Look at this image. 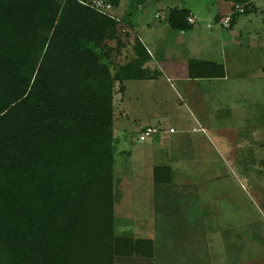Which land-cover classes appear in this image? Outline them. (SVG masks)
<instances>
[{"label": "trees", "instance_id": "16d2710c", "mask_svg": "<svg viewBox=\"0 0 264 264\" xmlns=\"http://www.w3.org/2000/svg\"><path fill=\"white\" fill-rule=\"evenodd\" d=\"M224 1L243 14L254 7ZM189 17L185 7L168 10L175 29L190 28ZM114 26L79 0H0V264L154 257L152 239L113 230L115 84L122 91L124 81L146 77L138 40L136 58L112 70L102 61L122 50ZM224 74L215 62L189 65L193 78ZM167 167L154 168L155 182Z\"/></svg>", "mask_w": 264, "mask_h": 264}, {"label": "rangeland", "instance_id": "374dc122", "mask_svg": "<svg viewBox=\"0 0 264 264\" xmlns=\"http://www.w3.org/2000/svg\"><path fill=\"white\" fill-rule=\"evenodd\" d=\"M256 1H259V4L256 3L257 6L264 7V0ZM104 2L110 4L104 14L115 20L114 29L110 34L120 35L124 42H128L126 34L133 37L129 50L137 46V40L140 41L141 27L147 22L159 23L154 19V13L158 12L166 17L169 8L183 6L197 8L199 13L204 15L206 9L211 7L209 6L211 0H121L119 3L104 0ZM231 10L236 8L231 7ZM247 15L254 16L251 12L247 14L240 12L239 17L245 19ZM253 18L255 25L260 24L264 30V11L261 16L258 14ZM164 20L166 19L162 21ZM81 40L84 45L93 47L87 37ZM14 43L19 44L18 39L13 40L11 44ZM107 44L113 48L115 41L109 39ZM175 49L178 50V46H175ZM124 52L123 50L120 53L112 52L109 59L104 58L102 61L109 64L112 70L124 63L128 56H132L127 52L126 57ZM233 81L231 78L227 83H222L224 86L222 89L227 91L235 87L233 91L235 99L229 102L239 105H230L228 112L231 114L198 116L205 132L193 129L200 126L191 120L194 127L191 126V162L188 164L191 166V202L189 212H186L188 223L180 220L181 211L176 214L171 205L170 208L166 206L162 208L163 210L153 211L151 193L135 197L132 193L130 198L126 195V187H131L126 182L140 188L148 183V180L142 182L141 174L147 170L153 158L151 151L147 147L145 149V144L149 140H138L136 130L140 123L134 122L133 119L124 122L128 125L125 126L121 138L124 142L132 144L126 148L124 143L116 144L113 148L114 234L145 238V235L150 234L149 229L154 226L164 232H159L155 239L156 258L115 256V264H264V156L249 154L253 150L251 147L253 141L259 138L264 142V81L256 82L251 77L237 79L236 83ZM126 84L129 91L135 83ZM154 87L165 96V99H157L159 108L155 110L162 112L168 105L174 106L171 99L172 89L166 84L165 79L155 81ZM115 95L114 103L119 106L123 99V90L120 91L119 83L115 84ZM133 105L137 106L136 103ZM175 115L176 112L171 111L165 116H154L152 123L155 117L172 122ZM144 118L142 123L148 125L150 122L148 116ZM122 121L123 119L118 118L116 126L123 128ZM245 125H248L251 131H246ZM227 147L231 149L227 151ZM159 155L162 156V153ZM177 197L173 202L181 206L179 201L183 200L179 194ZM169 209V212L164 211ZM184 228L191 231L189 243L183 240L186 236L178 239L174 236V231H183ZM147 230L149 232L146 233Z\"/></svg>", "mask_w": 264, "mask_h": 264}, {"label": "crops", "instance_id": "0c3cea01", "mask_svg": "<svg viewBox=\"0 0 264 264\" xmlns=\"http://www.w3.org/2000/svg\"><path fill=\"white\" fill-rule=\"evenodd\" d=\"M250 2L254 6L251 13L254 16L258 14L261 16L264 7L257 6L259 1L250 0ZM209 6H211L210 9L207 8L204 15H201L197 8L185 7L190 11V17L194 19L191 27L185 30L171 27L168 24V13L166 17L161 13H154V19L159 23L147 22L139 30V40L146 53L141 52L144 57L142 68L146 70V77L124 81L122 102L119 106L114 103L115 147L116 144L121 145V143H124V148L132 144L124 142L121 138L125 126L128 125L124 122H129L130 119L140 123L136 130L137 133L147 126L157 128V132L148 138L149 142L145 144V149L147 147L151 151L153 158L147 167V175L146 171L141 174L142 182L145 183V180H148V183L140 188V186L135 187L126 182L131 186L126 187V195L130 198L132 193L134 197L151 193L153 211L164 209L166 206L170 208L171 205L176 210V214L181 211L180 220L184 223H188L186 212H189L191 202V166L188 165L191 162V126H193L191 120L198 127L200 126L199 128L193 126V129L205 132L198 116L231 114L229 113L230 105L238 106L239 104L229 102L235 99L233 93L235 87L228 91L222 89L224 88L222 83H227L229 79L232 78L235 82L240 78L251 77L256 82L264 81V30L259 23L255 25L256 17L247 15L245 19H241L239 15L234 14L230 4L224 0H211ZM219 12L222 14L219 15ZM226 17L230 19L228 27L222 25ZM164 18L165 22L162 21ZM126 35L128 42H124L122 50L125 51L124 56L127 52H130L132 56H126L124 63L137 56L134 48L136 45L133 49L132 47L131 50L128 49L134 40L133 37L131 34ZM175 46H178V50ZM192 61H211L221 64L225 74L223 77L193 78L189 75V65ZM159 79H165L166 84L172 89L171 99L174 105H168L167 108H163L162 112L155 110L159 108L156 103L157 99H165V96L157 92L154 87L155 81L159 82ZM126 83L135 84L128 91ZM171 111L176 112L172 122H167L165 118L155 117L152 123L154 116H165ZM144 116H148L150 121L148 125L142 123ZM118 118L123 119V128L116 126ZM170 128H173V132L169 131ZM245 128L246 131H251L248 125H245ZM251 147L253 150L249 154L253 153L257 157L264 156V150H261L264 148V142L259 138L252 142ZM229 148L231 149L227 147L226 150L228 151ZM232 152L235 153V151ZM159 153H162V156ZM159 166H168L169 169L167 167L160 171L159 178L162 181L157 183L154 181L153 172L154 168ZM178 194L183 200L179 201L181 206L173 202ZM164 204L167 205L164 206ZM164 211L169 212L170 209ZM150 229V234L144 237L152 239L155 246L156 236L164 231L160 228L156 229V226ZM149 231L147 230L146 233ZM174 236L177 239L186 236L183 239L184 242L191 241L189 228L174 231ZM154 257H157L156 250Z\"/></svg>", "mask_w": 264, "mask_h": 264}, {"label": "built area", "instance_id": "2783aa9c", "mask_svg": "<svg viewBox=\"0 0 264 264\" xmlns=\"http://www.w3.org/2000/svg\"><path fill=\"white\" fill-rule=\"evenodd\" d=\"M81 3L89 5L93 8H95L98 12L100 13H105L106 12V8H108L110 6L109 3H105L104 0H91L89 1H81ZM236 10H238L239 12L243 11V6L240 7L239 5H235ZM229 21L230 19L228 17H226L223 21H222V25L225 27L229 26ZM188 22L190 24L194 23V19L189 17L188 18ZM170 132H173V128L169 129ZM157 132V128L154 126H147L145 128H143L139 133H138V140L139 141H145L148 138L152 137L155 133Z\"/></svg>", "mask_w": 264, "mask_h": 264}]
</instances>
